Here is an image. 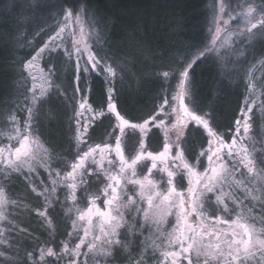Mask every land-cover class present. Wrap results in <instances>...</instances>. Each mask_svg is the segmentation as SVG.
I'll use <instances>...</instances> for the list:
<instances>
[{
  "label": "snow or ice",
  "instance_id": "1",
  "mask_svg": "<svg viewBox=\"0 0 264 264\" xmlns=\"http://www.w3.org/2000/svg\"><path fill=\"white\" fill-rule=\"evenodd\" d=\"M209 11L206 40L152 52L149 62L134 37L127 51L113 48L90 8L59 7L48 39L19 60L23 105L0 115L8 141L0 146V264H264V0H212ZM141 63L160 102L122 114L116 82ZM209 63L244 89L227 132L199 99L196 77ZM93 76L107 85L96 107ZM68 108L71 160L41 139L45 121ZM58 210L71 231L54 248ZM32 213L47 240L17 223L31 225Z\"/></svg>",
  "mask_w": 264,
  "mask_h": 264
},
{
  "label": "rangeland",
  "instance_id": "2",
  "mask_svg": "<svg viewBox=\"0 0 264 264\" xmlns=\"http://www.w3.org/2000/svg\"><path fill=\"white\" fill-rule=\"evenodd\" d=\"M180 0H106L105 8L109 9L104 13L95 14L98 19L105 21L107 36L111 41L113 48H119L122 51H127L126 45L130 43L131 37L136 39L137 45L146 51L142 55L144 61H149V56L152 52L170 47L189 44L185 41L187 35H197L196 32H189L180 23L176 26V21H179V14L175 13L176 6ZM30 0H0V77L2 74L4 83L1 88L5 89L2 96L0 95V115H3L8 109H16L17 106H22L23 97L19 95L17 81L19 80L20 65L19 60L26 57L29 53H34V50L42 46L43 42L48 39L51 32L49 26L55 25L54 14L59 9L58 0H42L44 7L31 9L29 7ZM212 0H208L207 13L201 9V41L208 37V22L210 18V5ZM45 31H40L41 28ZM75 28V25H73ZM235 31L239 29L233 26ZM39 32V35L36 33ZM189 32V33H188ZM31 42V46L29 45ZM150 62V61H149ZM41 67H44L41 62ZM147 65L141 63L138 68H133L134 75H125L123 83L119 80L116 82L117 91L114 94V101L122 114L128 113L131 115H142L149 111L154 103L159 104L158 94L159 85L147 75H141L139 68H144ZM221 70L214 64L209 63L198 70L196 77L197 90L199 99L204 105L211 106L215 109L218 123L222 125L221 131L227 132L233 124V121L238 116L239 109L243 106L244 89L242 86H237L239 80L236 77L225 79L224 75L219 74ZM102 78L93 76L91 79L92 92L89 95V103L96 107L97 101L106 103L107 85ZM64 83L67 84V74L65 75ZM58 103L48 105L46 111L58 108ZM255 111V109H254ZM21 121H23V113H17ZM72 110L68 108L66 111L61 109L57 119L47 120L41 127L43 133L41 139L55 141V153L60 157L72 159L69 155V142L72 140V132L69 127ZM115 122V117H112ZM0 130L6 131L3 124H0ZM171 135V134H170ZM225 139H229V135H225ZM99 142V141H97ZM6 137L0 136V146L7 144ZM13 143H15L13 141ZM46 147L51 148L52 145L47 143ZM199 145H197L198 147ZM150 149L155 151L159 147V142H152L149 145ZM74 151V146L72 148ZM59 163V160H53V167ZM171 168L172 161H167ZM163 165L158 163V167ZM41 178H46V173L41 169ZM140 166H138V173ZM154 170V175H155ZM179 180V176H177ZM47 182V181H46ZM186 185L187 181H183ZM16 191H19L18 186H14ZM63 201L61 187L57 188L55 193ZM79 196V193H78ZM100 204L99 201H97ZM79 207L83 208L84 203L81 202ZM103 207V204H100ZM21 217L28 216L27 209L20 210ZM63 211L58 210V215L54 217L56 224V244L51 245L56 247L60 241L66 239L64 233L71 231L66 219L61 220ZM31 225L27 220L17 223L21 227H29L31 231L36 229L35 235L39 236L41 241L48 239V233L40 228L37 223V217L34 213L29 217ZM168 229L171 228L173 217H168ZM147 235V233L145 234ZM27 243V242H26ZM29 247H32L29 243ZM51 259V258H48ZM152 264H156L155 261Z\"/></svg>",
  "mask_w": 264,
  "mask_h": 264
},
{
  "label": "trees",
  "instance_id": "3",
  "mask_svg": "<svg viewBox=\"0 0 264 264\" xmlns=\"http://www.w3.org/2000/svg\"><path fill=\"white\" fill-rule=\"evenodd\" d=\"M106 0H58L59 7L61 5L70 8H79L82 5L90 8L94 14L104 13L109 9L105 8ZM208 0H180L179 4L176 6L174 14H179V21H176V26L180 23L189 32H196L197 35H187L185 41L188 40L191 43H198L201 41V9L204 10V14L207 13ZM188 32V33H189ZM0 59H2V54H0ZM0 77V95L4 93L1 84L4 83L3 77L6 79V75L2 74ZM103 81L99 82L102 85Z\"/></svg>",
  "mask_w": 264,
  "mask_h": 264
}]
</instances>
